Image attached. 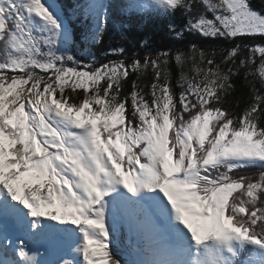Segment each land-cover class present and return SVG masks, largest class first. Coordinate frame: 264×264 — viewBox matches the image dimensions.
Instances as JSON below:
<instances>
[{"label":"snow or ice","instance_id":"snow-or-ice-1","mask_svg":"<svg viewBox=\"0 0 264 264\" xmlns=\"http://www.w3.org/2000/svg\"><path fill=\"white\" fill-rule=\"evenodd\" d=\"M0 264H264V6L0 0Z\"/></svg>","mask_w":264,"mask_h":264},{"label":"trees","instance_id":"trees-1","mask_svg":"<svg viewBox=\"0 0 264 264\" xmlns=\"http://www.w3.org/2000/svg\"><path fill=\"white\" fill-rule=\"evenodd\" d=\"M252 4L254 8H261L264 6V0H252ZM114 19H116L114 17ZM175 22L177 24L181 23V18L179 14H177L175 18ZM159 24V23H158ZM167 21L162 23L161 25L157 26H152L151 28L149 27H141L139 30H141L142 33H139L136 35V38L138 39H133L132 42L131 40L126 41V40H118L116 38H112L110 35V27L108 28L106 34L104 35L102 43L99 45L95 46L94 52L96 53L97 56H100L101 59H104L102 56V53L105 49L109 47H123L128 54H132V50H135L134 53L138 52L140 54H143L145 51V48H147L149 51H151L153 54L156 51L160 50H175V46L178 45V42L171 39L166 32L167 30ZM166 30V32L164 31ZM148 38V39H147ZM77 41H79V36H77ZM146 45L145 47H141V42H145ZM195 42L198 44L200 47L208 48V47H214L216 45H223V41H209L207 43L201 42L199 40H195ZM180 47H186L187 46V41H185L184 44L179 45ZM237 88L238 91L237 93L234 94L232 97V102L235 103L236 100H240L243 102V97L246 93V90L240 87L239 82L237 81Z\"/></svg>","mask_w":264,"mask_h":264},{"label":"rangeland","instance_id":"rangeland-1","mask_svg":"<svg viewBox=\"0 0 264 264\" xmlns=\"http://www.w3.org/2000/svg\"><path fill=\"white\" fill-rule=\"evenodd\" d=\"M125 17H127V15H126ZM135 25H136V24H135ZM135 34H136V32H135L134 30H128V31L126 32V34L124 35L126 38H122L121 35L118 34V33L110 34V35L112 36V38H116V39H118V40H121V39H122V40H126V41L131 40V42H132L133 39H136V38H135ZM136 49H137V48H136Z\"/></svg>","mask_w":264,"mask_h":264},{"label":"bare ground","instance_id":"bare-ground-1","mask_svg":"<svg viewBox=\"0 0 264 264\" xmlns=\"http://www.w3.org/2000/svg\"><path fill=\"white\" fill-rule=\"evenodd\" d=\"M113 3H114V5H116V2L113 0ZM111 15L112 16H114V13L113 12H111ZM135 14H132V16H134ZM138 18V17H137ZM150 19L151 18H147V21H145V23H144V27H149V28H151L152 26H157V25H161L162 23H164L165 22V20H161V19H152V22H153V24H151V22H150ZM136 22V21H135ZM137 23V22H136ZM159 23V24H158Z\"/></svg>","mask_w":264,"mask_h":264}]
</instances>
